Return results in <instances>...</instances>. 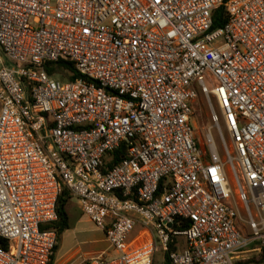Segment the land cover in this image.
I'll use <instances>...</instances> for the list:
<instances>
[{
  "label": "built area",
  "instance_id": "obj_1",
  "mask_svg": "<svg viewBox=\"0 0 264 264\" xmlns=\"http://www.w3.org/2000/svg\"><path fill=\"white\" fill-rule=\"evenodd\" d=\"M63 188L115 251L63 264L260 258L264 0H0V264L51 263Z\"/></svg>",
  "mask_w": 264,
  "mask_h": 264
},
{
  "label": "rangeland",
  "instance_id": "obj_2",
  "mask_svg": "<svg viewBox=\"0 0 264 264\" xmlns=\"http://www.w3.org/2000/svg\"><path fill=\"white\" fill-rule=\"evenodd\" d=\"M195 109L196 114L192 119V126L199 143L208 151L206 133L211 126V112L205 97L201 94L195 103ZM213 133L220 145L217 133L215 131ZM218 148L220 149L219 146ZM69 216L70 229L62 235L55 257L56 264H63L71 259L78 260L81 257H98L103 253L107 254V257L115 255V251L106 240L104 233L87 216L83 215L75 198L70 204ZM148 239L149 236L146 233H141V229L138 228L129 239L127 247H136ZM162 261V253H157L154 264H160Z\"/></svg>",
  "mask_w": 264,
  "mask_h": 264
},
{
  "label": "trees",
  "instance_id": "obj_3",
  "mask_svg": "<svg viewBox=\"0 0 264 264\" xmlns=\"http://www.w3.org/2000/svg\"><path fill=\"white\" fill-rule=\"evenodd\" d=\"M227 19L228 17L225 11V7L219 8L214 13V29L223 27L224 24L227 22ZM45 70L50 76L53 77L62 76L67 81H75L83 77L79 72H77L74 63L72 61L63 58L56 63H47L45 65ZM123 157H124L123 150L120 149L117 152H115L113 154L114 164L121 161ZM73 199L74 198L69 192V190L63 188L62 193L60 194L57 202L56 210L58 215V221L49 226L44 227V229L56 230L58 236V245L55 248L54 257L52 258L50 264H55V257L60 246L62 235L70 229L69 207ZM0 244L4 245L5 243L3 240L0 239ZM168 255L169 254H166V263H169ZM263 263H264V254H262L260 258L254 259L245 264H263Z\"/></svg>",
  "mask_w": 264,
  "mask_h": 264
}]
</instances>
